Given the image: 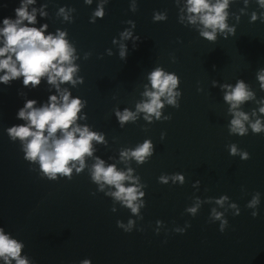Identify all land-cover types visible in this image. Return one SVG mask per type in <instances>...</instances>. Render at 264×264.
Listing matches in <instances>:
<instances>
[{"label": "water", "instance_id": "95a60500", "mask_svg": "<svg viewBox=\"0 0 264 264\" xmlns=\"http://www.w3.org/2000/svg\"><path fill=\"white\" fill-rule=\"evenodd\" d=\"M21 2L0 0V27L5 17L16 18ZM101 4L104 18L91 23ZM186 5L187 0H93L91 5L36 0L29 6L37 10V24L30 26L47 24L46 34L67 32L76 49L77 82L60 87L86 102L77 123L104 137L103 143L92 142L93 155L85 156L82 171L73 168L71 179L49 181L38 163L24 159L20 142L13 143L6 129L25 123L16 119L25 100L35 99L41 107L50 96L59 97L56 87L45 80L38 88H25L23 78L11 86L0 84V227L24 243L22 255L30 264H80L84 259L93 264H264V134L252 133L247 122L248 135L229 133L234 117L223 87L244 80L254 98L238 111L252 123L264 122V82L258 79L264 68V8L257 0H230L226 23L235 36L225 30L209 41L200 34L202 25L189 22ZM154 13L166 19L154 20ZM125 31L132 33L130 39L122 38ZM122 46L126 60L120 57ZM156 68L179 78L175 91L181 95L176 97L179 107L162 97L161 117L153 114L149 121L137 106L147 100L144 93L152 90L148 76ZM126 109L136 119L121 126L116 112ZM145 140L155 148L145 163L122 156ZM233 144L251 158L231 156ZM98 159L105 167L131 170L133 180L123 183L137 187L135 203L144 205L143 220L109 195L114 186L101 190L93 181ZM178 173L183 183L171 179ZM161 176L169 178L167 184L159 182ZM257 194L260 203L247 207ZM225 195L230 199L223 207L215 203ZM232 202L239 207L238 217ZM197 205L196 217L186 212ZM213 208L229 221L224 233L220 221L211 219ZM256 211L260 215L253 218ZM130 219L137 226L131 233L117 226ZM158 220L165 225L159 235ZM188 223L185 234L174 231Z\"/></svg>", "mask_w": 264, "mask_h": 264}, {"label": "clouds", "instance_id": "9594fccd", "mask_svg": "<svg viewBox=\"0 0 264 264\" xmlns=\"http://www.w3.org/2000/svg\"><path fill=\"white\" fill-rule=\"evenodd\" d=\"M93 0H85V3L91 5ZM230 0H187L188 20L192 24L202 25L201 36L209 41L217 39L218 32L227 30L235 36V29L229 28L226 23L228 18L227 9ZM36 3V0H22L19 7L15 9V19L5 17L0 27V84L11 86L13 81L22 79L25 88L31 86L32 89L38 88L45 80L48 84L54 85L59 97L52 95L49 102L41 107H37L35 99L24 101L17 114L16 119L25 121L23 124H15L6 129L7 135L13 143L19 141L24 159L38 163L40 171L49 181H55L61 176L71 179L73 168L79 173L84 167L85 156L93 155L92 142H104L102 134L92 132L87 126H81L77 121L81 118L80 113L85 107L86 102H82L79 97L73 98L70 92L65 88L61 89V84L71 82L76 84L74 75L78 71V66L74 64L76 49L67 39V32L58 31L56 34L47 33L48 25L41 27L30 25L37 24V10L29 6ZM261 8H264V0H257ZM64 13V9H60ZM41 16L46 13L41 11ZM105 16L104 6L101 4L93 13L90 22L95 23L96 19H103ZM65 19H68L65 16ZM166 19V16L154 13V20ZM257 19L256 15L252 20ZM27 22V23H25ZM132 33L125 31L122 38L130 39ZM137 40L140 38L137 36ZM115 42V41H114ZM111 54V53H109ZM127 48L122 46L120 52L121 59H127ZM148 79L151 89L144 93L147 100L137 106L138 112L146 113L145 119L151 121L154 114L157 119L161 117V109L164 107L161 98L164 97L170 105L179 107L176 97L181 93L175 91L179 86V78L173 73H166L161 68L152 71ZM258 79L264 82V68L258 70ZM83 78L80 83H83ZM227 89L224 100L230 104V111L233 115L229 133L241 137L248 135L249 128L254 134H264V122L257 119L252 123L249 116L243 111H238L240 106L254 98V94L249 90L244 80H239L232 85H224ZM264 87V83H262ZM264 113V107L260 108ZM117 119L121 126L128 121L136 119L135 114L129 110L116 112ZM165 138L162 134L161 139ZM231 156L237 155L244 161L249 160L250 154L247 151L238 150L236 145L229 148ZM155 154V148L151 140H145L135 150L122 153L123 157H134L138 163H145L147 159ZM74 162H79V167ZM71 165V166H70ZM93 181L100 184L101 190L104 185L114 186L116 191L110 192L116 200L121 201L122 205L130 208L133 216L140 215V208L143 204L135 203L138 199V189L135 186H124V181H132L131 170L128 173L118 171L114 165L105 167L102 160H97L92 170ZM167 176H161L159 182L168 183ZM173 181H184L183 174H174ZM135 183V181H133ZM199 184V181H196ZM143 196V193H139ZM227 195L215 200V203L221 207L226 201H229ZM260 203L259 194L254 197L247 207H256ZM199 205L186 208V212L192 217H196ZM232 209H236V216H240V210L235 202L230 204ZM115 212V209H112ZM253 218H258L259 211L251 214ZM211 219L220 221L219 230L224 233L229 228V221L224 213L212 209ZM156 233L165 227L163 221L156 222ZM117 226L126 233H131L137 228L135 220H129L127 224L117 221ZM191 227L188 223L185 227H176L174 231L179 234H185ZM143 231V229H139ZM24 243L15 239L11 233H7L4 227H0V264H30L26 255H22ZM80 264H93L91 259H84Z\"/></svg>", "mask_w": 264, "mask_h": 264}]
</instances>
